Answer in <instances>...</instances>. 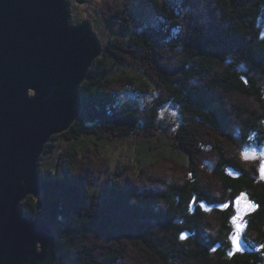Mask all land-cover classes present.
<instances>
[{
  "label": "trees",
  "instance_id": "trees-1",
  "mask_svg": "<svg viewBox=\"0 0 264 264\" xmlns=\"http://www.w3.org/2000/svg\"><path fill=\"white\" fill-rule=\"evenodd\" d=\"M199 1L143 0L155 20L137 27L130 5L107 17L130 36L107 44L112 64L94 61L80 87V118L60 134L74 142L60 166L40 167V195L23 203L27 215L55 228L57 264H264V163L244 156L251 141H264V0H201L198 9ZM139 61L140 74L112 71ZM152 87L160 97L144 110L122 96ZM166 102L186 115L175 130L176 148L190 162L183 176L143 177L142 168L134 178L149 183L139 186L126 176L132 165L108 182L92 174L91 161L81 165L89 142L99 150L145 128L162 129L157 109ZM175 124L167 125L173 140ZM99 182L106 185L98 189ZM241 194L256 207L243 235L247 248L234 252Z\"/></svg>",
  "mask_w": 264,
  "mask_h": 264
},
{
  "label": "water",
  "instance_id": "water-1",
  "mask_svg": "<svg viewBox=\"0 0 264 264\" xmlns=\"http://www.w3.org/2000/svg\"><path fill=\"white\" fill-rule=\"evenodd\" d=\"M102 49L90 21L72 22L69 0H0V264L57 262L55 228L23 203L41 192V156L82 110Z\"/></svg>",
  "mask_w": 264,
  "mask_h": 264
},
{
  "label": "rangeland",
  "instance_id": "rangeland-1",
  "mask_svg": "<svg viewBox=\"0 0 264 264\" xmlns=\"http://www.w3.org/2000/svg\"><path fill=\"white\" fill-rule=\"evenodd\" d=\"M71 3V10H72V22L75 24H79L85 20H88L92 23L94 30L100 37V40L103 44V49L101 54L97 58H102L107 60V64H112V61L107 57V44L112 39H122V38H129L130 33L124 32L122 25L116 22H107V17L109 18L110 15L116 11L121 10L120 8L125 7L126 5H130L132 7L130 13L128 15L134 19L136 22V27L140 24L138 23H146L151 24L154 23V10L151 4L142 5L141 2L143 0H85L84 2H77L76 0H69ZM173 1V0H171ZM206 2V0H204ZM196 5V4H195ZM194 5V6H195ZM204 3L200 0L197 3L198 9L202 7ZM120 21V20H119ZM121 22V21H120ZM135 25V24H134ZM128 51H126L127 53ZM128 54V53H127ZM125 57H127L125 55ZM133 57H139V54L136 53ZM96 58V59H97ZM129 59H132L129 57ZM138 64V65H137ZM141 62L131 63V65H113V73L117 74H140L142 73ZM94 62L91 67H93ZM87 79V77H86ZM85 79V80H86ZM84 80V81H85ZM141 89V87H139ZM153 88V87H152ZM149 89L150 93H138L134 91H123L122 96L124 97H131L134 102L144 110L147 105H151L153 100L160 97L157 94L158 88ZM154 94V95H153ZM125 99V98H124ZM154 107V106H152ZM157 109L159 111L158 123L163 125L161 128L155 131H152V128H145L142 130V134H136L134 136L129 137H122L113 139L110 143L107 142L103 146H100L99 150H95L94 146H99V144H93L89 142L91 147H87V152L80 151V162L81 165L84 167H88L89 161L92 162L91 169L92 174L96 177L99 175H104V181H112L115 180L114 177L118 178L114 175L115 171L119 169L123 164L132 165L130 166L129 175L126 176L132 178L133 181L140 184L139 186H145L149 182L147 180H138L134 178L135 174L134 171H139L140 174H136L141 176L142 173L140 170L143 168L145 170V176L147 177L151 174L155 177H181L184 173L190 169V162L187 156L183 155L175 145L176 140V131L177 128L182 124V119L186 115L181 114L180 106L174 104V102H166L162 105L158 106ZM82 111V110H81ZM80 113L78 114L77 118L75 119L74 123L77 119L80 118ZM73 123V124H74ZM176 123V124H175ZM175 124L173 127L174 130V139L172 138V129L167 125ZM72 127V126H71ZM70 127V128H71ZM70 128L59 132L51 138L48 142V150H46L40 160V167L43 169L48 168V166H52L55 168L56 166H60L61 163L60 155L63 153H67L68 148L74 142V139H65L61 136L65 131L69 130ZM144 128V127H143ZM61 134V135H60ZM150 140V143L143 144L142 142ZM84 143V142H83ZM82 143V144H83ZM81 142H78L77 146L80 148L83 145ZM251 148L248 147L244 150V153H251L254 152L255 156L252 158H246L249 160L261 158L264 163V141L263 143L258 146L255 140L251 141ZM248 151V152H247ZM256 151V152H255ZM68 157V156H67ZM64 157V158H67ZM89 160V161H88ZM88 162V163H87ZM142 169V170H143ZM233 171L234 168H231ZM147 173V174H146ZM124 176V177H126ZM264 177V175H263ZM123 177L121 178V182H123ZM119 180V179H117ZM103 181V180H102ZM144 181V182H143ZM147 181V182H146ZM105 182L98 183V189H101ZM96 188V189H97ZM40 193L33 195L30 194L29 196L37 197ZM28 196V197H29ZM27 197V198H28ZM241 197V195L239 196ZM26 198V199H27ZM25 199V200H26ZM24 200V201H25ZM249 203L255 204L253 200L247 194H243V199H241L240 208L241 214L240 219L237 221V224H242V229L240 233V249L244 250L247 248V245L244 242L243 235L246 232V228L248 226V214L251 213L254 209L247 208L246 205ZM209 208V206L207 207ZM236 209V203H235ZM237 216V211L235 212L234 217ZM233 231L232 234L236 231L237 225L232 223ZM240 250H236L237 252ZM57 264V262L55 263Z\"/></svg>",
  "mask_w": 264,
  "mask_h": 264
},
{
  "label": "snow or ice",
  "instance_id": "snow-or-ice-1",
  "mask_svg": "<svg viewBox=\"0 0 264 264\" xmlns=\"http://www.w3.org/2000/svg\"><path fill=\"white\" fill-rule=\"evenodd\" d=\"M244 156L247 158L248 153H244ZM261 172H262V174H264V164L261 165ZM241 199H243V194H241V197H238L236 202H235L236 203L237 216L233 217L232 223L234 225H237V227H236V231L230 237L232 246L236 250H241L240 249V244H241L240 233H241V229H242V224H237V221L240 219V214H241V208H240ZM224 207H227V205H224ZM246 207L254 209L256 207V205L249 203L248 205H246Z\"/></svg>",
  "mask_w": 264,
  "mask_h": 264
},
{
  "label": "bare ground",
  "instance_id": "bare-ground-1",
  "mask_svg": "<svg viewBox=\"0 0 264 264\" xmlns=\"http://www.w3.org/2000/svg\"><path fill=\"white\" fill-rule=\"evenodd\" d=\"M84 2V1H83ZM87 184V183H86ZM90 186V185H89Z\"/></svg>",
  "mask_w": 264,
  "mask_h": 264
}]
</instances>
